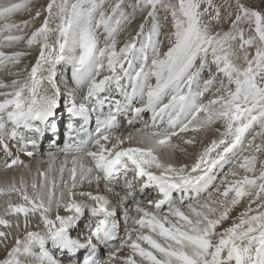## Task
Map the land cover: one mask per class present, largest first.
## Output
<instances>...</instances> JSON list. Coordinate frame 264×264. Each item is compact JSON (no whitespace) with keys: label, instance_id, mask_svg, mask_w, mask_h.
Instances as JSON below:
<instances>
[{"label":"snow or ice","instance_id":"1","mask_svg":"<svg viewBox=\"0 0 264 264\" xmlns=\"http://www.w3.org/2000/svg\"><path fill=\"white\" fill-rule=\"evenodd\" d=\"M0 154V264H264V0H0Z\"/></svg>","mask_w":264,"mask_h":264},{"label":"bare ground","instance_id":"2","mask_svg":"<svg viewBox=\"0 0 264 264\" xmlns=\"http://www.w3.org/2000/svg\"><path fill=\"white\" fill-rule=\"evenodd\" d=\"M33 2H35V0H33ZM41 2H46V0H41ZM110 2H115V0H110ZM128 2V0H126V3ZM28 18L27 17V14L26 13H21L19 15H17L15 17L16 21L19 22L20 20L22 19H26ZM140 19L141 17L138 15L137 16V19L135 21L132 22L131 25L128 26V29H127V33L130 34V35H135V32L138 30V24L140 22ZM163 23V21H162ZM37 26H39V22H37ZM165 31H167V26L165 25ZM128 34H125V35H122L121 36V42H123L124 40L128 39L129 38V35ZM17 50H25L24 49V46L21 45V47ZM164 50V49H162ZM35 55L36 53L33 52L32 54V57L30 58L33 62L35 60ZM58 68V77H57V80L58 82L60 81H64L65 83H72L70 81V69L67 67V66H64L63 68H61V66H57ZM207 75V74H205ZM6 79V81L10 80V78H7V77H4ZM150 113H145L143 114L144 116V120L145 121H149L150 122ZM121 124L124 126V129L125 130H128L127 129V125H126V118H122L121 119ZM95 124H94V121H93V124H92V127L94 128ZM137 127H141L140 124H137L136 125ZM212 137L209 136L208 137V140H210ZM64 147V144L63 143H59L55 146H53L52 144H50L47 140H45L44 142H42L41 144V147H40V152L42 154V156H44V158H46V154L48 151H52V152H56L58 148H62ZM201 150V145L200 144H197L196 148L195 149H190V152L192 153L191 156H188V157H184L180 154L177 155L176 159H175V163L177 164H180V163H187V164H191L194 159H195V154ZM2 155V154H0ZM23 159H25V161L27 162L28 161V158L25 156V157H22ZM0 163H2V160H0ZM35 174V169H33V172L32 173H25V179L29 180V182L31 181V178H32V175ZM13 173H5L3 171H0V183H2L4 180L6 179H11ZM16 176V179L18 180L20 175H21V172H17L14 174ZM121 219H123V217H121ZM75 235V233H73ZM47 247L49 248L50 251H52L54 254L55 253V249L52 248V245L51 243L49 242ZM38 251V249H37ZM5 258V253L2 249H0V259H3ZM59 258V257H58Z\"/></svg>","mask_w":264,"mask_h":264}]
</instances>
